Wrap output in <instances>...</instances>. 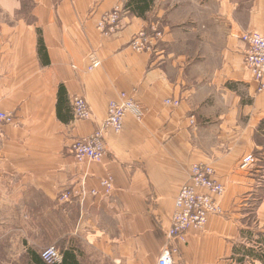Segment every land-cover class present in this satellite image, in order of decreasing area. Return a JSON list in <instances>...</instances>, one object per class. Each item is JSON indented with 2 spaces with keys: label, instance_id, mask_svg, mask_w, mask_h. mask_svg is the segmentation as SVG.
<instances>
[{
  "label": "crops",
  "instance_id": "obj_1",
  "mask_svg": "<svg viewBox=\"0 0 264 264\" xmlns=\"http://www.w3.org/2000/svg\"><path fill=\"white\" fill-rule=\"evenodd\" d=\"M129 4L0 0V111L14 115L0 123V264H46L49 246L62 264H157L197 163L212 165L225 185L223 214L173 242L175 264H264V91L241 39L264 35V0ZM117 6L129 13L117 34L104 35L98 21ZM153 24L162 39L134 51L133 34ZM92 51L101 65L89 70ZM123 92L142 117L128 113L120 133H105L101 161H77L71 144L100 128ZM76 95L90 119L75 118ZM250 153L257 161L242 169ZM110 175L114 191L105 195L100 182ZM82 182L85 197L61 201Z\"/></svg>",
  "mask_w": 264,
  "mask_h": 264
},
{
  "label": "built area",
  "instance_id": "obj_2",
  "mask_svg": "<svg viewBox=\"0 0 264 264\" xmlns=\"http://www.w3.org/2000/svg\"><path fill=\"white\" fill-rule=\"evenodd\" d=\"M129 13L128 8L115 7L105 12L98 21V29L102 34L112 36L122 28V20ZM163 32L153 24L133 34L130 47L136 52L151 51L153 46L161 40ZM246 44L245 64L258 83V91H264V35L258 32H245L241 35ZM88 69L93 70L101 65V60L95 51L88 55ZM167 105L178 107L180 99L167 98ZM72 108L75 118L87 120L92 116L90 106L81 95L72 99ZM128 113L141 118L144 109L140 103L130 98L127 93L120 94L118 99H112L108 103L107 118L100 128L92 134L74 140L70 146V152L79 162L85 160L101 161L108 153L104 142L105 133L113 131L120 133L124 127V120ZM14 115L0 111V123H10ZM194 122V120H192ZM257 157L250 153L245 155L241 162L242 169H248L256 163ZM101 187L105 195H111L114 191L113 176L101 180ZM226 191L225 185L216 178V171L210 164L197 163L191 167L190 178L180 189L176 199L172 215L171 227L168 231V246L158 258L157 264H175V256L179 250L174 246L175 240L185 241V236L191 229L202 230L206 227L211 215L223 214L219 199ZM88 194L85 182L78 188L65 189L61 194L62 202H71L76 197L83 198ZM90 194L97 195V190H91ZM41 258L47 264H62L63 254L56 246H49L42 250Z\"/></svg>",
  "mask_w": 264,
  "mask_h": 264
},
{
  "label": "trees",
  "instance_id": "obj_3",
  "mask_svg": "<svg viewBox=\"0 0 264 264\" xmlns=\"http://www.w3.org/2000/svg\"><path fill=\"white\" fill-rule=\"evenodd\" d=\"M147 3H148V0H130V4L129 5L131 7H135L136 9L138 8L140 10L141 9L143 10V8L146 7ZM129 5H128V7H130ZM40 52L42 54H45V52H46L45 47H44L43 43H41V42H40ZM64 94H65V90H64V88L62 86L60 88V98H63ZM43 262L46 263L44 260H43Z\"/></svg>",
  "mask_w": 264,
  "mask_h": 264
},
{
  "label": "rangeland",
  "instance_id": "obj_4",
  "mask_svg": "<svg viewBox=\"0 0 264 264\" xmlns=\"http://www.w3.org/2000/svg\"><path fill=\"white\" fill-rule=\"evenodd\" d=\"M120 97V96H119Z\"/></svg>",
  "mask_w": 264,
  "mask_h": 264
}]
</instances>
